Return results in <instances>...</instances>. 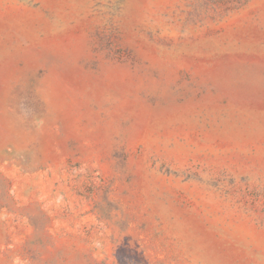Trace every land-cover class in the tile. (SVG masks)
Listing matches in <instances>:
<instances>
[{
	"label": "rangeland",
	"instance_id": "rangeland-1",
	"mask_svg": "<svg viewBox=\"0 0 264 264\" xmlns=\"http://www.w3.org/2000/svg\"><path fill=\"white\" fill-rule=\"evenodd\" d=\"M0 264H264V0H0Z\"/></svg>",
	"mask_w": 264,
	"mask_h": 264
}]
</instances>
